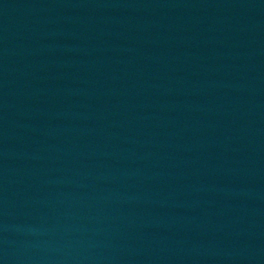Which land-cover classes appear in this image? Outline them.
<instances>
[{
    "label": "water",
    "instance_id": "obj_1",
    "mask_svg": "<svg viewBox=\"0 0 264 264\" xmlns=\"http://www.w3.org/2000/svg\"><path fill=\"white\" fill-rule=\"evenodd\" d=\"M264 11V0H0V20Z\"/></svg>",
    "mask_w": 264,
    "mask_h": 264
}]
</instances>
